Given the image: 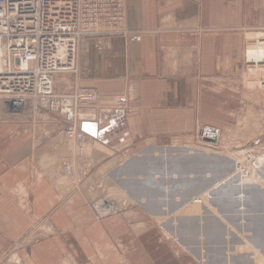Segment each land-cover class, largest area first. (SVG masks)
<instances>
[{"label": "crops", "instance_id": "crops-1", "mask_svg": "<svg viewBox=\"0 0 264 264\" xmlns=\"http://www.w3.org/2000/svg\"><path fill=\"white\" fill-rule=\"evenodd\" d=\"M123 9V32L80 41L76 81L100 94L80 120L88 141L118 150L227 125L264 0H123ZM118 94L130 111L111 103ZM39 115L0 100V264L10 253L24 264H190L148 218L99 216L82 187L59 185L63 150Z\"/></svg>", "mask_w": 264, "mask_h": 264}, {"label": "rangeland", "instance_id": "rangeland-1", "mask_svg": "<svg viewBox=\"0 0 264 264\" xmlns=\"http://www.w3.org/2000/svg\"><path fill=\"white\" fill-rule=\"evenodd\" d=\"M105 2L115 6L111 10V17L88 21L82 16L87 27L80 23L78 4V25L71 35L74 34L77 40L81 33L84 34L77 42L75 63L64 70L52 72L49 102L41 93L39 75H35L40 72L37 71L32 74L31 81L18 85L21 88L31 85V93L22 91L19 95L24 97L17 100L18 103L13 102V95H17L15 92L0 93V100L6 102L11 111L28 106L34 114L40 113L37 120H46L45 114L51 119L53 142L61 146L64 154L58 160L57 174L67 173V176L62 174L64 180L68 179L72 185L85 190L97 215L138 213V217L148 218L162 238L172 243L174 258L177 257L175 251L179 249L178 257L185 263L264 264V70L248 74L250 64L244 60L245 45L264 40V29L258 28L259 33L246 36L239 78L241 98L227 125L215 128L202 125L185 140L178 137L166 141L141 138L118 150H109L88 141L79 125L80 120L85 118L82 115L85 114L84 109L96 105L100 101V94L95 86L76 81L81 39L124 31L123 0ZM1 57L4 64L6 54ZM12 61L18 62L16 59ZM37 89L38 95L35 94ZM82 91H90L93 96L88 99L82 95ZM90 99L92 103L88 101ZM65 100H70L69 104L72 103L74 107L75 116L71 120H66V113L62 111ZM110 101L124 113L131 109L126 95H115ZM68 126L83 133L80 141L86 142H79L84 146L73 144L72 148L73 142L67 143L73 138L65 130ZM134 162L140 163L129 168L128 164ZM121 171L124 175L118 174ZM150 175L154 176L157 184L150 186L142 179L143 176L151 178ZM127 183L139 185L142 190L126 194L123 186ZM147 195L153 196L152 202H145ZM100 198H103L106 208L97 207ZM107 208L110 211H106ZM208 224L218 225L216 234L206 229ZM26 260L10 253L2 263L24 264Z\"/></svg>", "mask_w": 264, "mask_h": 264}, {"label": "built area", "instance_id": "built-area-1", "mask_svg": "<svg viewBox=\"0 0 264 264\" xmlns=\"http://www.w3.org/2000/svg\"><path fill=\"white\" fill-rule=\"evenodd\" d=\"M58 1L62 0H0V93H17L13 95L14 103L24 97L19 95L22 91L31 93V85H25L24 88L18 85L23 81H31L35 71L40 72L35 75H39L41 93L48 101L52 88V72L69 68L76 61L77 42L84 33L77 40L74 34L71 35L77 29L78 15L77 18L60 20L49 13V5ZM63 1L79 3V0ZM77 12L79 13L78 10ZM80 15L82 17L83 12ZM4 53L6 57L2 64L1 55ZM15 59L18 62L12 61ZM81 93L86 98L93 96L90 91ZM35 94L38 95V89ZM69 101L65 100L63 113L71 120L75 112ZM65 130L70 134L73 131L78 140L83 136L81 131L74 130L72 126Z\"/></svg>", "mask_w": 264, "mask_h": 264}, {"label": "bare ground", "instance_id": "bare-ground-1", "mask_svg": "<svg viewBox=\"0 0 264 264\" xmlns=\"http://www.w3.org/2000/svg\"><path fill=\"white\" fill-rule=\"evenodd\" d=\"M78 4H79V10L81 11V12H83L84 14H83V17L86 19V20H92V19H94V21H101V20H107V19H109L110 17H111V10L113 9V8H115V6L113 5V4H111L110 6H109V4H108V2H105V0H102V1H97V0H79V3L78 2H76V1H74V2H72V3H68V2H66V1H58L57 3H51L50 5H49V7H48V11H49V13L53 16V17H55V19H57V18H59L60 20L63 18V19H72V17H74V18H77V15H78V12H77V6H78ZM80 23H81V25L83 24V25H85V23L83 22L82 23V17H81V21H80ZM90 25V24H89ZM0 26H2V25H0ZM85 27H87V25H85ZM91 27V26H90ZM90 27H89V29H90ZM87 29V28H86ZM78 31V30H77ZM79 32V31H78ZM244 51H245V53H244V60L248 63V65L250 64V66L249 67H247L248 68V70H247V73L248 74H256V73H258V70L259 69H261V70H264V40H257V42H255L254 44H251V43H247L246 45H245V48H244ZM259 62H262L261 64L259 63ZM50 83L52 84L53 83V81H50ZM35 92H37V91H35ZM98 92V91H97ZM95 93V92H94ZM93 94V93H92ZM72 95V94H71ZM80 95V94H79ZM95 95V94H94ZM97 95V94H96ZM67 96V95H66ZM98 96V95H97ZM97 96H94V97H97ZM73 97V96H72ZM75 97V96H74ZM81 98H84V97H81ZM76 99V98H75ZM78 99V98H77ZM89 99V98H88ZM99 99V98H98ZM98 99H97V101H98ZM74 99H72V101H73ZM81 100V99H80ZM88 101H90V103H92L91 102V99L90 100H88ZM93 102H95V101H93ZM69 103H70V101H69ZM83 103V102H82ZM89 103V102H88ZM89 103V104H90ZM58 104H60V103H58ZM63 104V103H62ZM72 104V103H71ZM77 105H79V103H76ZM94 104V103H93ZM73 105V104H72ZM81 105V104H80ZM79 105V106H80ZM63 108V107H62ZM74 108V107H73ZM63 111V110H62ZM81 113V112H80ZM75 115V114H74ZM66 120H67V118H66ZM78 120V119H77ZM81 122V121H80ZM65 134V133H64ZM62 136H63V133H62ZM72 136H73V138L71 139H69L68 141H67V143H72V148H73V144H75V146H77V147H80L81 145H82V143H80V142H86V141H80V140H78V139H76L74 136V134H73V131H72ZM67 137V136H66ZM64 139H65V137H64ZM80 141V142H79ZM86 145H91V143H89V144H87V143H85ZM71 145V144H70ZM89 145V146H90ZM82 146H84V145H82ZM88 146V147H89ZM92 146V145H91ZM70 149V148H69ZM83 149V148H82ZM86 149H89V148H86ZM80 150V149H79ZM78 150V151H79ZM262 151V150H261ZM84 152H85V150H84ZM86 152H87V150H86ZM85 152V153H86ZM89 152V151H88ZM54 153V152H53ZM248 153V152H247ZM264 154V153H263ZM41 155H43V154H41ZM63 155V154H62ZM243 155V154H242ZM245 156V155H244ZM249 156H251V155H249ZM43 157V156H42ZM238 157V156H237ZM45 158V157H44ZM43 158V159H44ZM48 158V157H47ZM55 159V158H54ZM54 159H52V160H54ZM245 159H246V157H245ZM48 160V159H47ZM46 160V161H47ZM51 160V159H50ZM51 160V161H52ZM96 160V159H95ZM252 160H254V159H252ZM49 161V160H48ZM55 161V160H54ZM97 161H99V160H97ZM62 162V161H61ZM59 163H60V161H59ZM136 163H140V162H136ZM136 163L134 162V163H131L130 165L128 164V166H129V168H131L132 166H135L136 165ZM254 163V162H253ZM49 164V163H48ZM44 165V164H43ZM71 165V164H70ZM257 165V164H256ZM62 166V165H61ZM254 166V165H253ZM45 167V166H44ZM252 168V167H251ZM255 168V167H254ZM72 169V168H71ZM103 170V169H102ZM124 170V169H123ZM246 170V169H245ZM242 172V171H241ZM124 172H122L121 171V173H118L119 175L121 174V175H124L123 174ZM63 175H68L67 173H62ZM62 174L60 175L59 174V176H57L56 177V180H57V183L59 184V185H65V186H67V185H72V182L71 181H68V179L66 180H64V178H65V176H62ZM246 175V174H245ZM151 176V175H150ZM248 176V175H247ZM251 176V175H250ZM154 176H151V178L150 177H148V176H143L142 177V179L144 180V181H147L148 183H147V185H155V184H157L156 182H157V180L155 181L154 180V178H153ZM71 178H72V175H71ZM70 179V178H69ZM128 182H131V180H127ZM237 181V180H236ZM86 183V182H85ZM122 185H124V184H122ZM123 188L124 189H126V194H130V193H134L135 191L137 192V191H139V190H142V188H140V186L139 185H136V184H134V183H130V184H128L127 183V185L125 184V186H123ZM197 188V187H196ZM63 190V189H62ZM141 192V191H140ZM146 196V195H145ZM152 198H153V196L152 195H147V198H146V200L147 201H145L146 203H150V202H152ZM155 198V197H154ZM101 200L100 201H97V207L98 208H101V209H103V208H106L107 207V205L106 204H104V202H103V198H100ZM99 200V199H98ZM196 200V199H195ZM143 202V201H142ZM141 202V203H142ZM195 205H196V203H195ZM197 206V205H196ZM97 207H95V208H97ZM98 208H97V210H98ZM106 211H110L109 210V208H107V209H105ZM213 222H211V224H212ZM210 224V223H209ZM208 224V225H209ZM214 224V223H213ZM218 226V225H217ZM217 226H211V225H209L208 227H206V229L208 230V231H210V233H213V234H216L217 233V230H218V227ZM209 234V233H208ZM215 236V235H214Z\"/></svg>", "mask_w": 264, "mask_h": 264}]
</instances>
